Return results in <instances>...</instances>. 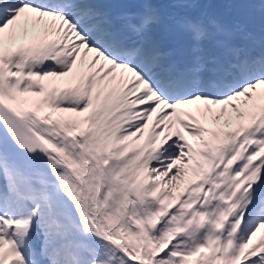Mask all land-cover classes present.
Instances as JSON below:
<instances>
[{
  "label": "snow or ice",
  "instance_id": "snow-or-ice-1",
  "mask_svg": "<svg viewBox=\"0 0 264 264\" xmlns=\"http://www.w3.org/2000/svg\"><path fill=\"white\" fill-rule=\"evenodd\" d=\"M0 264H264V0H0Z\"/></svg>",
  "mask_w": 264,
  "mask_h": 264
}]
</instances>
